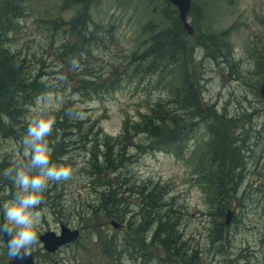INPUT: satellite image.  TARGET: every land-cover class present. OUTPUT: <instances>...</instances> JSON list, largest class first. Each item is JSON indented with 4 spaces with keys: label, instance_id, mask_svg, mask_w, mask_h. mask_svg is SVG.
<instances>
[{
    "label": "rangeland",
    "instance_id": "1",
    "mask_svg": "<svg viewBox=\"0 0 264 264\" xmlns=\"http://www.w3.org/2000/svg\"><path fill=\"white\" fill-rule=\"evenodd\" d=\"M18 1L20 15L8 26L3 45L23 61L26 78L36 77L50 88L32 105L19 104L21 113L13 136L0 135L3 179L9 181L3 176L4 169L22 156V140L32 119L55 118L67 102L71 117L83 123V129L76 132L81 137L75 138L79 143L67 142L57 148V154L52 150L51 135L47 137L50 162L73 171L67 181H49L42 193L44 203L36 209L43 212L36 228L38 243L30 249L35 264H264V104L259 95L264 81V0H191L189 23L194 34L188 36L179 20L172 26L177 30L174 33L184 42L188 37L192 46L186 62L199 85L202 102L215 105L231 119L240 115L248 118L240 125L238 142L249 154L244 160V175H234L236 186L223 189L224 197L231 196L228 203L216 189L204 195L206 187L194 170L195 161L190 156L209 140L199 126L179 145L183 148L179 158L172 152L150 149L146 134L130 132L127 140L122 132L125 119L137 121L139 113L147 115L153 107L150 103L170 98L169 88L157 87L156 77L141 78L137 63L129 56L148 41L142 27L149 21L157 30L168 29L169 15L175 17L171 8L165 17L161 14L164 3L157 0H90L87 17L96 25L94 36L88 53L79 45L77 59L63 54L62 45L67 41L78 45L67 22L83 0ZM152 10L158 20H150ZM170 71L172 68L165 70L166 83L172 82ZM111 79L114 90L101 85ZM83 81L96 85H84ZM84 127L91 128L85 142ZM103 137L114 146V158L123 156V165L103 172L101 180L89 175V160L90 151ZM103 151L100 146V154ZM98 161L102 163L101 156ZM108 183L119 184L117 198L124 204H114L119 218L107 217L110 207L101 210V206H110L100 202V193ZM233 188L236 191L231 195ZM140 189L153 190V204L160 210L145 213L138 206ZM15 191V187L0 185V204L12 200ZM162 206L167 207L162 210ZM168 208L174 211L169 220L184 243L172 254L170 246L165 242L162 246L153 234ZM228 211L232 218L225 225ZM111 221L119 227L113 228ZM61 225L78 230L79 238L49 254L39 236L46 232L58 235ZM7 261L0 245V264Z\"/></svg>",
    "mask_w": 264,
    "mask_h": 264
},
{
    "label": "trees",
    "instance_id": "2",
    "mask_svg": "<svg viewBox=\"0 0 264 264\" xmlns=\"http://www.w3.org/2000/svg\"><path fill=\"white\" fill-rule=\"evenodd\" d=\"M157 1L164 3V8L161 11L163 16L166 17L168 10L171 8L175 17L169 15L168 21L170 25L165 30L155 29L157 25L152 21L145 24L142 28L149 39L146 43H143L141 49H136L135 53H132L129 57L133 62L137 63L135 68L140 70L141 78L156 77L158 79L157 87H162L163 85L168 87L169 90L166 91L170 92V98L166 101L158 99L150 103V105L154 104L153 107L149 109L147 115L139 113L137 121L125 119L122 132L127 140L130 139L128 135L130 132L146 134L149 137L148 145L150 149L172 152L179 158L183 151V148L179 149V145L184 140H187L189 135L194 132V129L199 126L209 137V140L191 154L190 157L195 161L194 170L198 179L206 187L203 191L204 195L205 193L209 194L211 189H216V192L221 193L222 200L228 203L231 196L224 197L223 189H228L227 186L230 185L233 187V184L236 186L238 181L234 175L239 174L240 177L244 175V160L249 154L248 150L244 151L239 146L242 144L238 142L242 134L240 125L246 123L245 121L248 118L240 115V117L231 119L224 112H218L215 105H205L202 102L199 85L189 74L188 63L186 62V55L188 54V57H190L192 52L190 41L186 37L187 39L184 42L178 33L175 34L177 32L176 27L172 28L174 23L177 24L179 20L177 11L167 0ZM89 3H91L90 0L80 2L76 14L67 22L72 35L77 37L78 45H71L69 41L64 42L62 45L63 54H67L70 57L76 56L77 59L78 55H80L78 53L80 50L79 45H84V53H88L91 44L90 40L94 36L92 28L96 25L93 24L92 26V22H88L87 17ZM19 4L20 1L18 0H0V135L3 137L13 136L15 120L21 113V110L19 111L18 109L19 104L24 106L32 105L37 97H42L50 88L46 83H40L36 77L33 79L26 78L23 74V69L25 68L23 61L16 58L3 45V37L7 35L8 26H12L13 18H17L20 15ZM152 12L153 18L150 20L157 19L154 16L156 11L152 10ZM190 12L188 17L192 16ZM176 38L179 40H176ZM170 68H172V71H170L172 82L166 83L163 80L166 77L164 73L165 70ZM113 79L106 82L104 80L101 85L110 86L111 90H114L115 82ZM83 82L84 85L85 83L92 84L90 86L96 85L87 81ZM70 111L72 109L67 106L66 102L64 108L54 118L55 125L50 134L54 154H57V148L68 143L76 146L79 143L75 140L76 137L81 140L80 135L76 134V132L77 130L80 132L83 129V123L71 117ZM214 123H216L215 126H213ZM70 130H72V133L69 134L68 131ZM84 132L85 142L89 134H91V128L84 127ZM95 144L93 150L90 151L89 175L102 180L104 177L103 172L115 171L123 165V156L122 159L120 156L114 158V146L107 141L106 137H103V141L98 146V143ZM100 146L104 149L101 154L99 152ZM193 146L194 144L191 142L190 147L192 148ZM193 149H196V145ZM99 156L102 158V163L98 161ZM0 176V185L9 186L10 189L14 188L11 180L5 181L1 173ZM93 185L94 182L91 186ZM118 187V183H108L107 187L100 193V202H103V204L110 203V206H101V210H107L110 207L111 211L107 212V217L119 218L120 216L118 212H114V204L120 207L124 205L119 203L121 197L117 198ZM231 191V195H233L236 190L233 188ZM137 195H141V203L137 204L145 213H155L160 210L158 205L153 204V190L140 189ZM166 207L162 206V210ZM169 214L173 217L174 211L170 208L156 222L157 226L153 234L154 238L158 237L161 240L162 246L164 242L170 246L168 251L172 254L174 248H176L177 252L180 251L179 247L183 246L184 243L180 242V235H177L175 223L169 220ZM192 254L194 256L195 252ZM187 259L192 261L191 258Z\"/></svg>",
    "mask_w": 264,
    "mask_h": 264
},
{
    "label": "clouds",
    "instance_id": "3",
    "mask_svg": "<svg viewBox=\"0 0 264 264\" xmlns=\"http://www.w3.org/2000/svg\"><path fill=\"white\" fill-rule=\"evenodd\" d=\"M76 67V62H72ZM55 125L54 117L40 116L30 121L23 137L22 156L18 155L12 166L4 169L3 176L11 180L16 191L12 200L0 204V245L10 260L26 257L38 243L36 228L42 222V211L38 206L44 203L42 193L49 181H67L72 168L50 162L51 149L47 137ZM9 239L4 242V236Z\"/></svg>",
    "mask_w": 264,
    "mask_h": 264
},
{
    "label": "water",
    "instance_id": "4",
    "mask_svg": "<svg viewBox=\"0 0 264 264\" xmlns=\"http://www.w3.org/2000/svg\"><path fill=\"white\" fill-rule=\"evenodd\" d=\"M176 9L178 13V19L182 24L183 28L187 32L189 36L193 35L194 30L190 26L188 22V13L191 7V0H168ZM259 95L264 104V82L259 88ZM232 218V212H228L225 217V225H228ZM113 228H116L118 224L115 221L111 222ZM78 231L77 230H70L65 226L60 227V235L56 236L54 233H45L39 237V240L43 244V248L48 253H53L58 250L60 247H63L78 238ZM9 237L7 235L4 236V242L7 243ZM6 251V249H5ZM7 254V252H6ZM8 256V255H7ZM6 264H35L33 261L32 255H27L26 257L17 258L8 260Z\"/></svg>",
    "mask_w": 264,
    "mask_h": 264
},
{
    "label": "flooded vegetation",
    "instance_id": "5",
    "mask_svg": "<svg viewBox=\"0 0 264 264\" xmlns=\"http://www.w3.org/2000/svg\"><path fill=\"white\" fill-rule=\"evenodd\" d=\"M118 227H119V225L115 229H117Z\"/></svg>",
    "mask_w": 264,
    "mask_h": 264
}]
</instances>
